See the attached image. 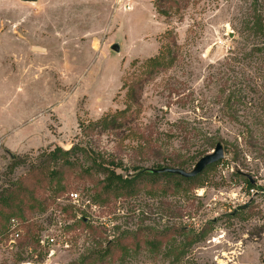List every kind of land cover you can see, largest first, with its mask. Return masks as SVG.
<instances>
[{
    "label": "rangeland",
    "instance_id": "obj_1",
    "mask_svg": "<svg viewBox=\"0 0 264 264\" xmlns=\"http://www.w3.org/2000/svg\"><path fill=\"white\" fill-rule=\"evenodd\" d=\"M255 6L178 0L165 16L155 0H0V196L14 193L0 202V264H264L263 76L230 60L257 42ZM104 117L115 126L92 124ZM211 138L225 155L193 182L113 191L85 171L91 158L125 177L192 170ZM57 147L76 149L55 161Z\"/></svg>",
    "mask_w": 264,
    "mask_h": 264
},
{
    "label": "trees",
    "instance_id": "obj_2",
    "mask_svg": "<svg viewBox=\"0 0 264 264\" xmlns=\"http://www.w3.org/2000/svg\"><path fill=\"white\" fill-rule=\"evenodd\" d=\"M178 0H155V4L156 7L158 9V12L162 15L168 16L170 15V9H173L175 7V4L177 3ZM248 28L250 30V32L253 34V36L257 39V42L255 44H253L252 48L248 51H242L240 52L241 55H236L235 57H233L232 59H230L232 61V63L234 65H243V64H247L249 66H251L252 68H254L256 71H260L261 76H263L262 80L264 82V11L263 9H260L259 7L255 6L253 9V13L251 15L250 20L247 22ZM167 49V48H166ZM165 49L161 50L160 53L157 56L151 57L148 59L147 63L152 65V66H158V65H162L164 64V52ZM261 55V57H260ZM260 63L261 66L256 67L257 63ZM260 87L263 88L264 91V84H259ZM233 98H241V96L239 95H234V94H229V97L227 98V103H231V101H233ZM134 99V98H132ZM137 101V100H135ZM239 101V100H238ZM113 124H111V123ZM114 122L115 120L109 119L108 117H104L101 118L100 120L92 123L94 125H102L101 127H103L104 125L107 127H114ZM216 139L215 138H211V140H209V143L211 146L214 147V145H216L218 142H221L220 140H217V142H215ZM76 148L72 147L69 150H64L63 148L57 147L55 150H53V152L50 153V155L52 156L53 160H57L60 157L63 156H70L71 153L75 150ZM204 154L201 153L198 156H196V158H194L195 160L202 156ZM15 157V156H13ZM92 162L91 164L88 166V168L85 170L86 172H90L92 169L97 170L98 172H101L104 174V186L106 190H113V191H120L121 189H130L132 191V189H134V186L136 185V180L143 177V176H148L151 178H155V177H168L169 179H173V181H175V183H183V182H193L195 180H197L200 177V174L195 176V177H190V178H186V177H182L180 175L177 174H172V173H168V172H164V173H154V172H149L146 169H144L143 171L139 172L138 174H136L135 176L132 177H125L123 174L117 173L116 170L114 169H110L109 167H107L102 161H100L98 158H91ZM64 162H66L67 164H71V165H75L77 162L72 161L70 158H65ZM111 163V162H110ZM112 164V163H111ZM115 164V162H114ZM186 162H173V163H166L164 165H159L157 168H162V167H179V168H183L185 169L186 166ZM217 164V163H215ZM215 164H211L210 166H208L207 168H210L212 166H214ZM151 175V176H150ZM247 183H248V190L253 189L256 187V184L253 183L251 181L250 178L246 179ZM178 183V184H179ZM14 196V193H10L7 196H0V202H2V204L6 205V206H11V197ZM247 208V206H243V208L239 209L236 213L240 212V210ZM12 219H16L20 222V225H24V220L22 217H20V215L14 213L11 214L8 218V226H7V230L9 231V233L11 234V229H10V222ZM176 232L180 235H184V234H188V240L189 244L197 242L199 240H201L204 236L205 233L201 232L200 234L194 235L191 237V234L189 232V230H187L186 228H175ZM163 242V238L162 237H156V238H152L150 240H148L147 244L148 247H150L151 250H157L159 249V247L161 246ZM109 247H107L103 253H109ZM105 254H101V256H104Z\"/></svg>",
    "mask_w": 264,
    "mask_h": 264
},
{
    "label": "water",
    "instance_id": "obj_3",
    "mask_svg": "<svg viewBox=\"0 0 264 264\" xmlns=\"http://www.w3.org/2000/svg\"><path fill=\"white\" fill-rule=\"evenodd\" d=\"M24 1L35 2L37 0H24ZM224 155H225L224 146L221 142H218L215 148L212 150V152L202 156L196 162L192 170H186L179 167L146 168V170L154 173L168 172V173L180 175L182 177L190 178L201 174L211 164H215L219 162L224 157ZM249 178L254 183L252 177L249 176Z\"/></svg>",
    "mask_w": 264,
    "mask_h": 264
},
{
    "label": "built area",
    "instance_id": "obj_4",
    "mask_svg": "<svg viewBox=\"0 0 264 264\" xmlns=\"http://www.w3.org/2000/svg\"><path fill=\"white\" fill-rule=\"evenodd\" d=\"M78 193L72 192L70 194V198L73 201H77ZM94 207H96L94 205ZM10 229H11V243H15L16 239L21 236V229H20V222L16 219H12L10 222Z\"/></svg>",
    "mask_w": 264,
    "mask_h": 264
}]
</instances>
